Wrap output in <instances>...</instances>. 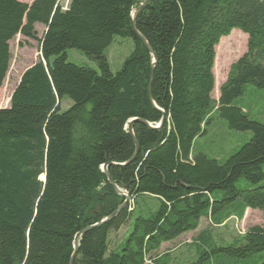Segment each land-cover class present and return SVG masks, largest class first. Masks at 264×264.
Masks as SVG:
<instances>
[{"label":"trees","instance_id":"trees-1","mask_svg":"<svg viewBox=\"0 0 264 264\" xmlns=\"http://www.w3.org/2000/svg\"><path fill=\"white\" fill-rule=\"evenodd\" d=\"M144 1L69 0L63 10L60 0H0V87L8 42L36 40L34 25L45 27L37 62L0 109V264H69L74 237L123 201L105 165L130 205L82 235L73 264H169L156 255L161 245L195 231L202 219L220 226L247 209L264 214V122L233 104L246 85L264 91V0H150L135 25L157 58L150 96L165 121L159 130L134 124L139 151L127 164L134 153L128 122L162 118L148 100L152 56L131 27L132 10ZM232 30L247 36V52L214 101L215 50ZM115 37L129 39L133 50L112 73L104 51ZM68 49L97 70L69 63ZM65 98L72 105L62 112ZM215 115L231 131L251 133L223 163L194 152ZM125 226L123 241L109 250L110 232ZM205 238L188 264L264 252L258 226L225 246ZM243 264H264V255Z\"/></svg>","mask_w":264,"mask_h":264},{"label":"rangeland","instance_id":"rangeland-1","mask_svg":"<svg viewBox=\"0 0 264 264\" xmlns=\"http://www.w3.org/2000/svg\"><path fill=\"white\" fill-rule=\"evenodd\" d=\"M21 3L31 5L34 0H18ZM69 0H60L59 4L64 9L67 8ZM36 32V40L27 39L17 35L8 42L10 63L6 73V77L0 87V109L7 108L9 99L17 87L22 74L35 64L39 57L38 40L45 31L42 25H34ZM218 48L215 50V58L213 64L214 89L213 100L217 101L219 87L225 82L227 73L231 65L237 62L247 52V36L239 30H232L227 36L219 40ZM133 50V44L129 39L115 37L112 44L104 51V55L108 61L110 71L116 73L120 70L124 60ZM67 61L76 66L86 67L97 70V64L75 49L66 51ZM233 104L242 108L244 114L251 120L259 123L264 122V91L254 88L251 85L244 87V93L237 98ZM72 105L71 101L65 98L61 104V111H66ZM206 128L207 132L201 138L194 142V152L202 153L210 159H215L223 163L231 156L239 147L244 145L251 138L250 132H235L228 129L227 124L219 119L216 115ZM150 206L155 205L151 200L147 202ZM254 226L264 229V214L260 211L246 210L241 219L230 217L220 226H212L207 219L200 221L199 227L192 232L186 233L174 242L164 245L157 252V256L164 257L169 264H188L196 261L197 247L200 241L210 240L214 245H229L234 243L238 238L243 237L246 231ZM129 228L122 227L118 231L110 232L109 250H113L120 244ZM205 235V236H204ZM199 242L200 243H202ZM208 241V240H207ZM165 252V253H163ZM169 252L171 254H168ZM171 255V256H169ZM262 254L250 257L249 259L236 260L227 258L225 264H243L245 262L252 263ZM159 257V256H158ZM231 261V262H230Z\"/></svg>","mask_w":264,"mask_h":264},{"label":"water","instance_id":"water-1","mask_svg":"<svg viewBox=\"0 0 264 264\" xmlns=\"http://www.w3.org/2000/svg\"><path fill=\"white\" fill-rule=\"evenodd\" d=\"M150 0H145L142 4H140L136 9L132 10L131 13V27H132V31L134 33V35L136 36V38H138V40L140 41V43L142 44V46L148 51V53L152 56V62H151V74H150V79H149V86H148V100L150 102V104L158 110V108L155 106V104L153 103L151 96H150V84L152 81V76H153V71L154 68L156 66L157 63V58L154 55L151 47L148 45L147 41L138 33V31L136 30V25H135V20L136 17L148 6ZM10 100V99H9ZM161 114H162V118L160 120V122L156 125H152L146 121L143 120H130L128 122V125L125 127L127 130V134L129 135V137L131 138L133 144H134V153L132 155V157L130 158V160L128 161L127 164L131 163L137 156L139 148H138V144L136 142L134 133H133V126L135 123H140L142 125H144L145 127H147L149 130H159L161 129V127L164 124L165 121V115L163 114V112L161 110H158ZM109 165H114V164H109ZM102 172L105 174V176L107 177V181L108 183L112 186L113 190L115 191V193L120 196L123 201L122 203L116 208V210L110 214L109 216L103 218L101 221H99L96 224H93L91 226H88L84 229H82L75 237L73 240V252L71 254L70 257V261L69 264H73V261L77 255L78 252V248H79V243H80V239L82 237V235L96 229L99 228L109 222H111L112 220H114L124 209L128 208L130 205V195L126 190H121L119 189L111 180V178L108 175L107 172V165L102 166ZM43 178V177H42Z\"/></svg>","mask_w":264,"mask_h":264},{"label":"crops","instance_id":"crops-1","mask_svg":"<svg viewBox=\"0 0 264 264\" xmlns=\"http://www.w3.org/2000/svg\"><path fill=\"white\" fill-rule=\"evenodd\" d=\"M35 25H37V24H35ZM214 86H215V84H214ZM212 96H213V92H212V94H211V98L213 99ZM218 97H219V94H218ZM218 97H217V98H218ZM217 100H218V99H217ZM247 210H249V209H247ZM183 235H185V234H183ZM183 235H181V236H183ZM181 236H180V237H181ZM176 240H177V239H176ZM174 241H175V240H174ZM174 241H173V242H174ZM170 243H172V242H170ZM170 243L162 244L161 247H160V249H161L164 245H167V244H170ZM163 253H165V252H163ZM166 253L171 254V253H169V252H166ZM158 256L160 257L161 255H158ZM169 256H171V255H169Z\"/></svg>","mask_w":264,"mask_h":264},{"label":"bare ground","instance_id":"bare-ground-1","mask_svg":"<svg viewBox=\"0 0 264 264\" xmlns=\"http://www.w3.org/2000/svg\"><path fill=\"white\" fill-rule=\"evenodd\" d=\"M41 179H43V178L41 177Z\"/></svg>","mask_w":264,"mask_h":264}]
</instances>
